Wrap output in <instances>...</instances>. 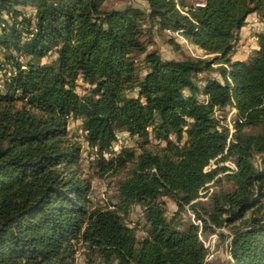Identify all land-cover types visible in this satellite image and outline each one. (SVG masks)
<instances>
[{
    "label": "trees",
    "instance_id": "obj_1",
    "mask_svg": "<svg viewBox=\"0 0 264 264\" xmlns=\"http://www.w3.org/2000/svg\"><path fill=\"white\" fill-rule=\"evenodd\" d=\"M104 1L0 0V70L12 69L0 89V264H75L77 243L89 264H204L198 232L222 227L231 229L230 259L218 264H264V31L247 59L231 58L247 16L264 20V0H144L147 10H103ZM145 20L159 32L181 30L212 56L146 52ZM135 52L145 53L142 76ZM214 64L219 78L199 84ZM79 76L91 83L83 94ZM230 105L242 121L229 138L213 112ZM70 118L81 120L100 175L128 171L114 208L88 206ZM118 131L143 140L107 158ZM227 159L236 170H206ZM222 180L231 188L201 205L200 191ZM162 196L176 202V214L189 206L201 227L167 219ZM134 204L142 206V237L125 221Z\"/></svg>",
    "mask_w": 264,
    "mask_h": 264
},
{
    "label": "rangeland",
    "instance_id": "obj_2",
    "mask_svg": "<svg viewBox=\"0 0 264 264\" xmlns=\"http://www.w3.org/2000/svg\"><path fill=\"white\" fill-rule=\"evenodd\" d=\"M197 0H186L189 5L195 6ZM127 4H132L141 9L147 10V2L144 0H106L102 3L101 9L111 10V9H121ZM27 15L32 14L34 9L32 7H19ZM2 18L8 19L4 14L1 15ZM142 33L140 35V40L146 45V52L155 50L161 56L162 59H182L184 57H206L210 58L212 55L206 54L199 46L190 42L182 31L175 34H170L167 31L159 32L155 28V25H151L149 21H143ZM264 31V20L258 12H253L249 14L246 18L245 25L240 29L237 42L234 44L233 53L231 58L237 57L238 55L245 56L247 59L254 50L258 49L257 34ZM172 38L175 44L169 43L168 39ZM236 53V54H234ZM1 60L3 56L1 54ZM145 53H133L132 57L138 68V75L142 76L146 71V63L144 62ZM53 55H49L44 59L45 62L50 61ZM244 59V60H245ZM24 60V58H22ZM238 60V59H236ZM216 64L213 65L211 70L202 72L196 76V81L199 84L208 78L215 77L219 78L217 71L215 70ZM12 71L11 66L8 64L4 65V70H0V89H2V83L5 76H8ZM91 87L90 81L84 80L79 76L76 80V90L79 94H83ZM229 106L223 108H216L218 110V115L221 116L220 120L224 118L228 112ZM234 133V132H233ZM232 133V134H233ZM229 135V132H228ZM67 137L69 139L78 140L80 142V159L78 162L79 177L85 178L89 181V191L87 195L88 206L92 207H109L114 208L119 202L117 194V184L118 181L124 178L128 171L124 170L117 175H100L98 168L96 166V156L95 149L90 148L86 141L84 140V132L82 130V124L80 119H69L67 125ZM187 135L183 133L182 138L178 143L180 145L186 140ZM230 138V137H229ZM117 142L120 148H134L138 149L142 142V138L139 136H131L126 131L117 132ZM173 141H176L175 136H171ZM114 143V142H113ZM151 143H157L156 140L151 139ZM258 158L256 157V161ZM257 164V162H256ZM226 166L231 171L236 170V167L232 159H227L225 161L216 162L212 160L206 167V170L211 168ZM219 172L217 176H222L224 173L230 172ZM231 185L226 181L222 180L217 183H209L207 189L200 191V196L197 199L201 205L211 204V199L213 193L217 192L219 189H230ZM161 200L164 203L165 216L167 219L174 220L178 224H184L186 222H197L195 219L194 211L189 206H184L178 214L176 211L178 206L176 202L168 196H162ZM264 205V198L261 200ZM126 223L137 228L136 235L142 237L145 234L144 231V219L142 213V206L139 204H134L130 207L128 215L125 217ZM231 229L228 227H222L217 229L214 233H203L201 232L199 238L202 240L205 248L207 249V259L204 264H218L222 262H227L230 259L228 254V243L230 240ZM96 260L94 263L97 264ZM75 264H89L87 261L86 251L81 245L77 243L76 251L74 255ZM115 264V263H113Z\"/></svg>",
    "mask_w": 264,
    "mask_h": 264
},
{
    "label": "built area",
    "instance_id": "obj_3",
    "mask_svg": "<svg viewBox=\"0 0 264 264\" xmlns=\"http://www.w3.org/2000/svg\"><path fill=\"white\" fill-rule=\"evenodd\" d=\"M204 1L205 0H197L195 2V6H203L204 5ZM168 33L170 34H175L178 33L179 31H170V30H166ZM218 110L215 109L213 112V116L215 117V119L218 120L219 122V128H225L228 130L229 132V137H231L232 133L235 130V127L237 126L238 123H240L242 121V119L238 116L237 114V110L233 105H230L228 108V112L226 114V116L222 119L224 120H220L221 116L218 115ZM220 117V118H219ZM118 140V139H117ZM117 140L112 144L110 150H108L107 152L104 153L105 157H110L113 156L115 154H117L120 151V147L118 145ZM96 156V155H95ZM195 217V216H194ZM197 222H195V224L199 225V227H201V221L200 220H196ZM201 230H199L198 234L200 235ZM207 257H210L209 255L206 254L204 261L207 259Z\"/></svg>",
    "mask_w": 264,
    "mask_h": 264
},
{
    "label": "crops",
    "instance_id": "obj_4",
    "mask_svg": "<svg viewBox=\"0 0 264 264\" xmlns=\"http://www.w3.org/2000/svg\"><path fill=\"white\" fill-rule=\"evenodd\" d=\"M234 54H236V53H234ZM235 55H233V58H232V60H236V59H238V60H244L245 59V56H242V54H241V56H237V57H234Z\"/></svg>",
    "mask_w": 264,
    "mask_h": 264
}]
</instances>
